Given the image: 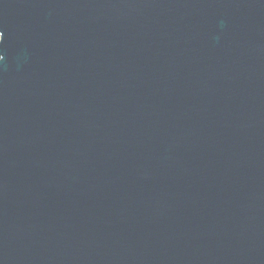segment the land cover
<instances>
[{
    "label": "water",
    "instance_id": "water-1",
    "mask_svg": "<svg viewBox=\"0 0 264 264\" xmlns=\"http://www.w3.org/2000/svg\"><path fill=\"white\" fill-rule=\"evenodd\" d=\"M0 264H264V0H0Z\"/></svg>",
    "mask_w": 264,
    "mask_h": 264
},
{
    "label": "snow or ice",
    "instance_id": "snow-or-ice-1",
    "mask_svg": "<svg viewBox=\"0 0 264 264\" xmlns=\"http://www.w3.org/2000/svg\"><path fill=\"white\" fill-rule=\"evenodd\" d=\"M0 35H2V34H0Z\"/></svg>",
    "mask_w": 264,
    "mask_h": 264
}]
</instances>
